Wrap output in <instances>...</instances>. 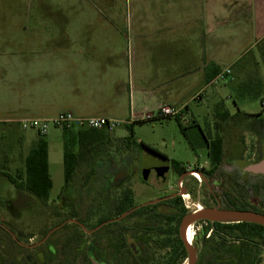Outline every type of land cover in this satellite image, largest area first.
I'll list each match as a JSON object with an SVG mask.
<instances>
[{
	"label": "crops",
	"instance_id": "obj_1",
	"mask_svg": "<svg viewBox=\"0 0 264 264\" xmlns=\"http://www.w3.org/2000/svg\"><path fill=\"white\" fill-rule=\"evenodd\" d=\"M151 6L139 9L135 47L109 33L96 37L78 20H71L70 28L58 23L61 19H53L59 26L46 25L44 18L61 9H0L13 16L7 24L0 20V125L19 132L22 119L66 111L125 123L156 115L162 105L182 115L227 68L228 76L244 78L252 62L264 79V0H152ZM257 49L260 54L240 66ZM58 129L44 137L49 161L53 142L64 147ZM34 131L36 139L19 132L29 152L41 138ZM106 142L99 138L94 152L102 166L111 151Z\"/></svg>",
	"mask_w": 264,
	"mask_h": 264
},
{
	"label": "flooded vegetation",
	"instance_id": "obj_2",
	"mask_svg": "<svg viewBox=\"0 0 264 264\" xmlns=\"http://www.w3.org/2000/svg\"><path fill=\"white\" fill-rule=\"evenodd\" d=\"M252 130L255 141L238 142L228 167L222 160L213 174L197 165L198 170L183 166L185 171L179 173L167 156L152 152L155 157L142 154L137 169L131 165L133 158L120 159L123 168L110 167L113 172H107L113 177L107 178L106 173L109 182L98 184L101 189L88 182L100 174L98 168L87 172L86 182L63 187L58 197L62 202L70 189L76 190L75 201L89 198L86 214L76 207L81 206L79 202H68L70 213L63 216L51 211L55 225L42 227L34 241H25L21 231L0 222L13 244L0 245V264H264L262 224L201 219L181 232L187 215L208 208L264 215V123ZM106 158L108 164L114 162L109 155ZM173 175L177 176L174 185L170 183ZM136 177L153 198H137L136 184L123 185V180ZM193 177L200 182L195 193L183 182ZM111 187L121 188L118 198H98ZM191 195L196 199L193 207L186 203ZM10 205L15 208L14 201Z\"/></svg>",
	"mask_w": 264,
	"mask_h": 264
},
{
	"label": "rangeland",
	"instance_id": "obj_3",
	"mask_svg": "<svg viewBox=\"0 0 264 264\" xmlns=\"http://www.w3.org/2000/svg\"><path fill=\"white\" fill-rule=\"evenodd\" d=\"M151 1L152 0H0V9L7 10L9 8L27 7H42L48 11L61 9L60 15L46 16L44 18L45 24L51 25V28H54L55 26H59L58 23H61L64 28H70L71 20H78L77 22L80 25L88 24L90 30L95 33L96 37H99L101 34L103 36V34L106 35L109 33L111 37L116 35L117 38L124 40L127 45L135 47L141 36L139 32V17L141 11H139V9L140 7H152ZM74 9L79 11L78 14H74ZM87 12H89V14H82ZM110 13L113 14L109 15ZM12 17L13 16L7 14H0V20L3 24H7V20ZM149 17L150 16H148V18ZM53 19H61V21L57 23ZM85 29H89L88 26L85 27ZM254 54H260V50L257 49L255 53L248 55L240 66L246 65L249 58L251 62L252 55ZM227 69H230V73L226 74L223 79L217 82L213 81L214 85L206 88L200 100L192 98L189 105L185 107L182 115H179V110L176 116L168 119L144 122H139V120L142 119L126 120L127 122L125 123L117 121L118 123L114 126L112 134L109 135L108 133L113 142H116L115 144L113 143V145L110 144L111 151L109 154L107 153V156L109 155L114 162L108 164V162H106L107 156H105V168L97 163L99 161H95L91 164L84 163L78 170L72 183H83L86 173L94 169L96 171L98 168L96 172L100 174L97 175V177L94 176L88 182L97 185L96 187L101 189L102 186H98V184L108 183L109 181H107V178L113 177L108 173L113 172L110 167H115L114 169L117 168L116 170L123 168L122 160L120 159H124V157L128 156L131 159L133 158L131 165L132 167L135 165L137 169V164H139V158L142 157V154L155 157L152 153L139 145H137L135 149L125 148L126 145L119 143L120 139L126 142L139 140V142L149 144L166 154L170 161L175 160L182 166L192 168L197 165V167L205 166V168L210 169L211 163L208 156V149L199 148L197 151L194 150L182 131L181 125L186 128L187 134L192 137L197 136L196 134L199 132V127L204 133L210 132L212 136L217 133L222 134L224 137L223 162L225 163L224 167L227 168L237 150L238 142L246 141L249 143L250 140L255 141L256 134H254L255 132L252 130L253 126L260 122L264 123V79L262 78V69L251 62L250 73L244 78H235L234 73L228 76L232 71L231 68ZM253 83H256V86H253ZM221 101H224L231 114L234 115L241 111V115L237 116L235 119H228L227 121L217 120L215 113L217 105H219ZM217 123L219 124L218 126ZM53 130H56V127H51L49 131L52 132ZM19 132L22 135L32 133L35 139L37 138V133L34 129L20 128ZM19 132H16L7 124L0 125V170L9 172L18 179L24 177L25 157L30 149L29 142L22 141L19 138ZM58 132L60 135H64L62 129H58ZM58 143L59 144L52 143L50 153V175L53 187L50 191V197L47 203L33 198V200L30 201L31 203L29 202L23 209H19L16 206L14 208L10 205V202L17 199V190L7 177L0 174V222H3L8 227H12L15 230L21 231L20 238L25 241L31 238H33V241L37 240L40 236L39 230L42 227L44 228L46 226L45 229H47L55 225L56 218L52 215L51 211L57 210L63 216L69 214L70 207L68 206V202L70 201L79 202L81 206L75 205L80 209L81 214L87 213L89 198L84 197L75 201L77 199V191L74 189H70L67 192L64 201H58V197L65 185L64 147L62 142ZM135 157L137 159H135ZM96 160L98 159L96 158ZM196 170H198V168ZM106 173L109 174L107 178L105 175ZM137 179V177L131 180L126 179L123 180L124 182L122 183L124 186H133L136 184L137 198H153L154 194L150 191H146L143 185L139 184ZM183 182L189 184L192 193H195L200 185V182L195 177H193V179L183 180ZM170 183L172 185L176 184L177 176L173 175L170 178ZM210 185H212V183ZM120 192L121 188L111 187L108 193L102 192L98 198H118ZM205 195L208 198V190L205 192ZM195 202L196 199L194 195L186 197V203L191 207H193L192 205ZM77 213L79 212L77 211ZM0 245H13L9 236H7L2 229H0Z\"/></svg>",
	"mask_w": 264,
	"mask_h": 264
},
{
	"label": "trees",
	"instance_id": "obj_4",
	"mask_svg": "<svg viewBox=\"0 0 264 264\" xmlns=\"http://www.w3.org/2000/svg\"><path fill=\"white\" fill-rule=\"evenodd\" d=\"M241 115V111L236 114H231L227 109L224 101L219 102L215 117L217 120L227 121L228 119H235ZM178 117V116H177ZM171 118V117H169ZM168 119V118H165ZM162 120L159 117H151L139 120V122ZM219 124L217 123V126ZM190 146L194 150L199 148H207L208 156L211 163L210 174H213L217 165L222 162L224 156V137L222 134L210 135V132L204 133L199 127V132L196 137L189 136L186 128L181 125ZM206 131V130H205ZM64 172H65V185L67 188L75 179V176L80 167L86 163L91 164L94 160V152L100 149L99 143L96 142L101 139H107L109 144L113 145L116 142L104 130L96 129H64ZM106 142V143H107ZM121 144L126 145L125 148L130 149L134 145H139L145 150L158 153L166 156V154L157 150L156 148L144 142H126L120 139ZM173 164L177 166V171L183 172L185 168L177 161L172 160ZM0 174L7 177V179L15 186L17 190V199L14 203L16 207H26L27 204L34 199L47 201L50 197V191L53 187V182L50 175V161H49V145L44 137H41L37 145L30 150L25 157V172L24 177L18 179L9 172L0 170ZM31 203V202H30Z\"/></svg>",
	"mask_w": 264,
	"mask_h": 264
},
{
	"label": "built area",
	"instance_id": "obj_5",
	"mask_svg": "<svg viewBox=\"0 0 264 264\" xmlns=\"http://www.w3.org/2000/svg\"><path fill=\"white\" fill-rule=\"evenodd\" d=\"M230 73V69L217 75L214 82L223 79L226 74ZM179 113V109L171 105H162L156 112V115L151 117H159L161 119L176 116ZM145 118V119H147ZM117 120L110 119L103 116L83 117L74 114L71 111L61 112L53 118H30L20 120V124L23 129H34L41 137H45L51 127L75 130L81 128L106 130L108 133H112L114 126L117 124Z\"/></svg>",
	"mask_w": 264,
	"mask_h": 264
},
{
	"label": "water",
	"instance_id": "obj_6",
	"mask_svg": "<svg viewBox=\"0 0 264 264\" xmlns=\"http://www.w3.org/2000/svg\"><path fill=\"white\" fill-rule=\"evenodd\" d=\"M206 219L210 221L216 220H235V221H252L264 225V215L251 212V211H239V210H220L217 208H208L204 212L194 213L187 215L182 222L181 232L187 224L196 221Z\"/></svg>",
	"mask_w": 264,
	"mask_h": 264
}]
</instances>
